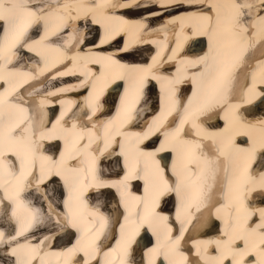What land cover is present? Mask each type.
Listing matches in <instances>:
<instances>
[{
	"label": "bare ground",
	"instance_id": "obj_1",
	"mask_svg": "<svg viewBox=\"0 0 264 264\" xmlns=\"http://www.w3.org/2000/svg\"><path fill=\"white\" fill-rule=\"evenodd\" d=\"M8 2L23 3L25 7L5 9L6 15L15 17V23L6 24L7 38L0 32V188L3 191L2 195L0 192V264H11L14 256H18L19 264H27L31 258L37 264H67L69 259L74 260L73 251L87 246L89 241L93 243L106 219L112 216L114 221H119L115 190L119 191L124 220H136L142 209L149 223L147 230L150 228L162 236L163 240L154 245L157 251L153 247L145 248L147 264L153 260L151 251L154 255L167 254V264H182L183 254L175 248L178 237L167 236L156 223H163L160 217H167L173 208L167 207V211L161 208V199L155 203L158 206L155 213L154 207L145 208L149 203L146 188L147 192L151 191L148 182L142 193L130 191L128 182L123 193L124 175L121 179L114 177L111 183L107 179L97 181V187L104 190L93 197L78 201L73 195V185L79 187L75 180L80 173L75 171L84 172L79 164L81 153L95 155L94 150L104 145L105 159L112 158L116 165L114 144L120 143L118 152L127 166L130 157L135 161L141 153L123 148L128 138L136 137L140 141L152 130L161 140L155 149L147 152L156 153L147 157L150 169L158 159L157 149L170 148L173 151L170 168L178 180L169 179V183L173 187L179 185V190L174 192L177 200H190L183 203L186 207L181 214L175 212L176 218L182 217L180 224L192 225L203 218L204 225L209 227L203 238L196 235L197 231L185 237L197 248L195 252L201 254L198 256L204 264H218L220 260L228 264L225 260L228 257L236 259L237 264H251L245 258L250 252L260 254L264 264V245L259 244L264 241V7H261L264 0ZM32 22L41 24L37 38L33 36ZM97 28L102 36L96 40L93 31ZM205 38L209 40L208 51L188 52V43L204 46ZM253 44L259 46L242 63L243 51ZM228 57L229 61L225 62ZM145 61L148 64H141ZM241 63L239 70H231ZM163 67L166 71L159 69ZM172 67L174 71L170 72ZM236 73L237 94L231 96L227 92L231 82L226 80ZM70 75L77 82L68 83ZM177 87H181L180 94L187 98L184 103L174 94ZM86 95L90 101L85 102ZM141 95L144 100L140 101ZM155 97H161L163 106L158 114H163L155 116L142 131L126 127L128 120L154 104ZM113 99L117 100L116 111L112 107L110 112ZM55 103L60 106L59 116L49 131L44 130L46 117L55 111ZM247 103H252V110L243 109L242 105ZM100 109L106 112L98 114ZM171 109L174 114L164 123ZM202 114L207 117L199 120ZM216 116L218 128H206L203 123L211 122ZM186 124L194 128V135H188ZM101 132L104 137L100 136ZM243 134L249 144H238L243 141ZM55 136L63 141L60 158L40 149L43 139ZM92 140L89 150L88 143ZM209 143L215 146L216 153L207 146ZM130 144L132 148L134 143ZM8 154L18 157L19 169ZM166 155L165 152L159 164L167 160ZM139 158L141 162L145 159ZM88 166L92 174L98 170L106 174L110 170L98 158ZM36 168L38 174L45 171L44 176L39 178L32 173L26 180L30 170ZM116 169V166L111 169L114 174ZM212 171L216 174L214 178ZM165 175L171 178L167 171ZM255 176L260 179L257 183L253 181ZM201 180L206 186H201ZM58 181L66 188L64 199L54 193ZM199 188L205 190L204 196L198 195ZM103 194L110 197L109 202L102 201ZM170 196L171 193L164 199L169 200ZM67 222L80 226V238L55 251L49 247L54 236L62 233L64 237L59 242L68 240ZM166 225L170 226V222ZM138 230V226H131L129 234L119 238L114 246L103 247L102 257L95 260L99 264H135L136 251H126L125 244ZM239 239L247 240L249 245L240 248ZM233 240L237 241L234 245ZM212 248L216 254L211 252ZM84 258L88 260V254Z\"/></svg>",
	"mask_w": 264,
	"mask_h": 264
},
{
	"label": "snow or ice",
	"instance_id": "obj_2",
	"mask_svg": "<svg viewBox=\"0 0 264 264\" xmlns=\"http://www.w3.org/2000/svg\"><path fill=\"white\" fill-rule=\"evenodd\" d=\"M16 7H25L23 3L21 4H13L9 3L8 0H5L4 3H0V32H3L5 35V38H7L8 34V27L7 25H13L15 23V17L9 16L5 14V9H13ZM261 7H264V3L261 4ZM211 27V26H210ZM199 63H203V61H200ZM159 129H157L158 131ZM151 133L145 134V139L148 135ZM164 147L161 146V148L157 149V152L164 151ZM2 155V153H0ZM156 153H140L138 157L135 158V168L130 169L129 175H127L122 182L123 185L126 187L127 183L131 179H146L150 182L151 187V195L153 199L159 203L160 199L169 193L177 192L179 190V185L176 187L171 186L169 183V179L165 175V168L161 167L159 162H156V165L154 168L150 169V166L147 162V157L152 156L154 157ZM140 156L145 157L143 162L140 160ZM143 172L144 175L141 176L139 173ZM115 186V185H114ZM147 192V188H146ZM163 220H167V217H161Z\"/></svg>",
	"mask_w": 264,
	"mask_h": 264
},
{
	"label": "rangeland",
	"instance_id": "obj_3",
	"mask_svg": "<svg viewBox=\"0 0 264 264\" xmlns=\"http://www.w3.org/2000/svg\"><path fill=\"white\" fill-rule=\"evenodd\" d=\"M94 32V34H96V35H94L95 36V38L94 39H96L97 37H98V35L100 34V30L97 28L96 30H94L93 31ZM148 52V51H147ZM138 54V53H137ZM67 82L68 83H74V82H77V79L76 78H73V76L72 75H70V77L67 79ZM155 91H157V90H155ZM156 93V92H155ZM111 164H114V162L113 163H111ZM61 184H63V183H57L55 186H54V193H55V195L56 196H60L61 195V199L63 198V196H65L64 195V193H65V186H64V184L63 185H61ZM51 186V185H50ZM52 187V186H51ZM63 189H64V191H63ZM66 194V193H65ZM106 194H103V196L104 197H101V199H102V201L104 200V201H106V202H109L110 201V197H108V195H106Z\"/></svg>",
	"mask_w": 264,
	"mask_h": 264
}]
</instances>
